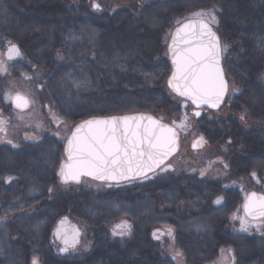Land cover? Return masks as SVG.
Instances as JSON below:
<instances>
[{
	"label": "trees",
	"instance_id": "trees-1",
	"mask_svg": "<svg viewBox=\"0 0 264 264\" xmlns=\"http://www.w3.org/2000/svg\"><path fill=\"white\" fill-rule=\"evenodd\" d=\"M106 2L103 7L152 8V23L144 13L138 20L126 12L117 21L112 16L110 23L91 10L88 0H0V51L11 42L22 54V59L14 60L10 76L22 72L31 77L34 87L41 89L36 91L41 110L45 105L56 115V121H44L47 132L28 136L29 140L19 137L22 143L17 149L0 147V185L12 177L13 196L19 186L35 189L26 193L28 201L23 204L0 205V234L10 251L7 257L0 255V264H32L34 257L39 264H173L169 248L179 251L185 264H209L218 257L219 249H232L234 264H264V228L260 236L255 230L252 237L229 236L237 230L229 215L239 209L241 197L225 189L235 183V175L247 177L250 172L264 184V0H152V5L141 0ZM200 10L215 11L225 49L222 66L228 92L222 112H212L210 121L203 116L194 123L188 113L190 105L166 86L170 65L164 35L176 21ZM116 37L122 47L116 53L108 52L107 43ZM151 40L152 48L144 45ZM99 60L107 63L102 72L94 67L96 79L90 87L84 79ZM37 73L43 76L40 81ZM50 75L57 79L50 80ZM72 80L87 86L80 90L82 100L77 105L66 104L67 98L75 96L65 87ZM5 81L0 76V110L7 114L1 94ZM233 89L238 90L235 96ZM234 111L236 122L231 120ZM134 112L149 113L171 125H179L187 117L212 146L220 139L225 145V138L235 134L234 130L248 134L250 140L242 145L252 156L244 163V159L232 158L229 149L226 154L218 149L216 155L223 156L229 168L227 181L213 175L204 178L205 167L199 170L202 178L186 176L183 170L177 178L159 173L114 185L87 179L83 184L62 185L57 180L64 159L62 141L48 133L50 127L55 130L57 124L65 123L71 128L88 117ZM220 119L229 122L218 126ZM208 151L210 154L187 157L185 171L196 167L194 159L200 163L215 159L213 150ZM240 162L243 164L234 166ZM220 193H224L226 205L219 208L214 202ZM63 219L78 226L83 237L78 252L59 256L53 232ZM121 221L131 225L129 234L113 236V227ZM169 229L176 235L171 241L161 235L153 237L154 232Z\"/></svg>",
	"mask_w": 264,
	"mask_h": 264
},
{
	"label": "snow or ice",
	"instance_id": "snow-or-ice-1",
	"mask_svg": "<svg viewBox=\"0 0 264 264\" xmlns=\"http://www.w3.org/2000/svg\"><path fill=\"white\" fill-rule=\"evenodd\" d=\"M92 7L98 10L100 6L93 3ZM186 19V23L176 21L180 26L173 34L172 43L168 45L173 65L168 86L178 96L190 100L197 109L202 105L218 108L228 91V84L221 67V55L225 49L212 30V25L217 23L215 11L200 10ZM6 56L8 61L22 59L19 48L11 42ZM8 68L9 65L0 60V73H7ZM5 100L11 101L12 107L20 112L31 103L27 96L19 92L15 95L6 93ZM194 115L199 116L200 112L196 111ZM6 125L7 121L0 118V133H6ZM176 127L185 129L187 117ZM3 139L0 136V141ZM7 142L12 143L10 140ZM202 142L203 137L193 143V148ZM12 146L16 147L14 144ZM176 146L175 127L161 124L150 116H113L87 120L78 125L68 139L65 149L67 161L61 163L58 176L65 184L70 181L80 183L81 177L85 176L116 183L148 178V173L161 168L176 151ZM161 170L168 169L165 167ZM252 175L256 178L255 172ZM11 180L12 177H8L5 183ZM220 202L218 198L216 203ZM244 212L248 219L240 218V230L248 231L251 226L260 230L261 224H264V195L251 193L246 198ZM256 221L261 223L257 224ZM130 228L127 221H121L113 227L112 235L124 237L129 234ZM61 232L62 229L58 227L54 233L64 244L60 252L74 249L79 243V232L74 231L71 237L61 235ZM168 235L172 236L171 229ZM153 237L158 238L156 232ZM32 264H39L38 259L34 257Z\"/></svg>",
	"mask_w": 264,
	"mask_h": 264
},
{
	"label": "flooded vegetation",
	"instance_id": "flooded-vegetation-1",
	"mask_svg": "<svg viewBox=\"0 0 264 264\" xmlns=\"http://www.w3.org/2000/svg\"><path fill=\"white\" fill-rule=\"evenodd\" d=\"M141 1H145V2L147 1V2L151 3V5H152V0H141ZM88 3H90L91 10L93 12H95L97 15H99L101 17V19L109 21L110 23H112L111 22L112 16L116 15V17L113 20L117 21L121 18V15L125 12L128 14V16H133L134 19H138V20H141V15L144 13V15L147 16V19L149 20V22L152 23V8L145 9V10H141V9L123 10V9L109 8L110 4H107L106 7H103L102 3H107L106 0H88ZM93 3L98 4L100 6L98 10L93 9V7H92ZM196 12H198V11H196ZM119 14H120V17H117ZM190 14H192V13H190ZM185 20H187V19L185 18L181 22H183ZM176 26H178V24L175 25L174 27H172L171 29L167 30L166 34L164 35L165 56H166L167 60H168L167 45H168V42L170 40L172 31L174 30V28ZM212 29L216 33L217 37L219 38L220 45L222 47L219 31H217V26L215 27L212 25ZM150 34L152 36V28H151ZM138 41L135 42V45L138 44ZM119 44L122 45L123 42H117L116 40L109 41L106 45L107 51L111 52V53L118 52V48L122 47ZM144 45H148V47L152 48V40L147 41ZM6 48H7V46H5L4 49L0 51V60L4 61L6 64H8L9 68H8L7 73H0V76L5 77L6 79H17L19 77V78L24 79V81L30 82L31 77L23 74L22 72H18V76H14V77L10 76L11 73L9 71L12 69L11 67L13 66L14 60H12V61L7 60V58L5 57ZM113 49H115V51H113ZM107 55H108V53L105 55L106 58H107ZM222 56H223V52H222L221 57ZM228 58L234 59V60L236 59V57H234L232 55H229ZM15 60H17V59H15ZM118 62H119V60L116 61L115 64H118ZM168 62H169V60H168ZM169 65H170V63H169ZM107 69H108V66H107ZM115 72H117V71H115ZM36 90L40 91L41 89L37 87ZM237 92H238L237 89H233V91H232L234 96L236 95ZM226 100H227V94L224 98L222 105L220 106V108L218 110L211 111V110L202 109V110H200V115L196 116V115H194L193 108L190 106L188 113H189L190 117H192V119L194 120L193 121L194 123L201 120L203 118V116L206 117L207 121H210V120H212V112L217 114V112H222V109L224 107H226L225 106ZM37 101H39V98ZM6 102H7L6 105H7L9 112L12 111V114L9 115L8 114L9 112L7 114H5L4 112H2V110H0V118L7 121L6 133H0V136L4 137V139L2 141H0V147L1 146L2 147H9V146L13 147L12 145L14 144V145H16V147H13V148L17 149L19 147V145L22 143V141H21V143L18 142V141H20V138H21V140H24V139L29 140L30 137H26V136L23 137L24 132L20 133L17 131V133H15L14 127H13L12 115H13V113L17 116L26 114L31 109V103H30L27 110L20 112L19 110L12 107L10 101H6ZM232 106H234V107L236 106L235 101L232 104ZM232 106H231V108H232ZM38 107L40 109L39 103H38ZM39 112L42 115L43 121H46V119H47L48 122H50L49 121L50 118L55 120L56 115L54 112H52V110L49 107L43 105V111L39 110ZM33 114H34V112H33ZM236 114L237 113L235 111L233 113H231V120L233 119V121H235V122L238 121L235 119L237 117ZM14 118H16V117H14ZM225 120H228V121H222L221 119L217 120L218 126L221 124V122L222 123L223 122L224 123L229 122V119H225ZM242 121H244V120L242 119ZM242 121H241V123L245 124ZM167 124H169V123H167ZM188 124H189V128H188V130H186V132H184V130L179 128V127H175V125L169 124L170 126L175 127V130L177 132V138H178L177 153L174 156H172L161 168H159L157 171H155L151 175H157L160 173V174H166V176L167 175H173V176H176V178H177L182 173V171L184 170L183 174H185L186 176L191 174V175H193V177L202 178L203 176L200 175L199 170L205 167L206 170L204 171L205 172L204 178H207V176L213 175L214 179L227 181L229 168L226 167L227 162L224 160V157L220 156V155H216L218 149L220 150V152L222 154L223 153L226 154L227 149H229V151L232 153V158L244 159V163L247 162L249 160V158H251L252 155L249 153L248 148H246L242 145V142L244 143V142H247L250 140V137L248 136V134H240V132L237 133V131L234 130L235 134L230 135L229 137L225 138V145L221 144L222 140L220 139V140H218L217 144L212 146V145H209L207 139L203 135L199 134V132L197 130V126H192L190 123H188ZM9 127H11L12 130L11 129L9 130L8 129ZM56 127L57 128L55 130L53 128H52V130H48V133L49 134H55V136L57 138H59L60 141H62L61 143H62V151H63V144H64L67 136L70 134L72 127L69 128L68 125L65 123L57 124ZM62 128L63 129L65 128V131H63ZM61 130L63 132H61ZM19 134H20V136H19ZM63 134H64V136H63ZM201 137H203V142L194 149L192 147L193 143L200 140ZM9 140L12 142L11 144L7 142ZM18 143H20V144H18ZM209 149L213 150V152H211V154L216 156V157H214L215 159H213L212 161L204 159V160H202V163H200L199 161L194 159V166H196V167L189 169L190 171H185L186 170L185 168H187V166H186L187 165V157H192V156L199 157L205 153L210 154V152L208 151ZM63 162H64V159L61 161V163H63ZM241 164H243V163L242 162H240L239 164L235 163L234 166L241 165ZM165 167L168 170L162 171L161 169L165 168ZM236 168L237 167H232L231 169H232V171H236ZM240 170H241V168H239V171ZM58 172H59V170L56 172L57 180L62 185H66L65 183L61 182L60 177L58 176ZM6 179L7 178H5L4 180H6ZM85 179H87V178H82L80 180V183L83 184ZM87 180H90V179H87ZM90 181H93V180H90ZM234 181H235V183L230 184L229 187H227V185H226L225 189L229 188V189H232L233 192H235V193L237 192L238 196H240L241 199H240L239 209L236 211H233L229 215V221L237 224V227H236L237 230H235L233 233H230L229 236L242 235V236H246V237H252L254 235L252 233V230H255V234L260 236V235H262L260 230L253 229L252 227L249 228L248 231H241L240 230V218L248 219L247 217H245V214L242 210L243 202H244V199L246 198V196L250 192H256L258 194L264 195V184L260 183V181L258 179L253 178L252 172L248 173L247 177L239 175V174L235 175ZM94 182H96V181H94ZM69 183L80 184V183H74V182H69ZM69 183H67V184H69ZM97 183H107V182H97ZM107 184H109V183H107ZM119 184H122V183H119ZM15 189H17L19 192L15 196H13L12 195L13 194L12 193L13 188H12V186L9 185V183H6L5 185H0V191H1L0 192V205H3L6 208H10L13 206V204L16 206L19 205L20 203L23 204L26 202L25 200L28 201V195L26 193L29 194L30 191H35L34 188H29L27 186H19V187H16ZM23 194L24 195L26 194V196H21ZM218 198L221 201L219 204L216 203V200ZM214 203H215L216 207H219V208L226 205L225 199H224V193L217 194ZM234 216L236 217L235 219H233ZM6 217L7 216L2 217V218H4V220L7 222L8 218H6ZM66 220L67 219H63L62 221H66ZM255 223L260 224L261 222L256 221ZM261 225H262L261 229L264 228V224H261ZM232 227H234V224L232 225ZM73 229L75 231L79 232V237H78L79 243L76 245V247L74 249L73 248L68 249V251L63 252V253L60 252V249H58V245L60 244L61 241L59 239L58 240L56 239V237L54 236V232H53V244L56 245V247H57L56 254H58L59 256H66L70 253H75V252L79 251V247L81 245V240L83 237V232H81L80 229L78 228V226H76L75 224H73ZM161 233L162 232L158 233L157 235L159 236V235H161ZM161 236H165L167 239H169L171 241L176 235L174 232H172V236H169L168 231H167V232L163 233V235H161ZM262 236H264V234ZM169 249H170L169 255H170V258L173 260V264H185L182 260L181 253L179 251H177L175 248H169ZM217 253H218V257L216 259H213L212 262H210L209 264H234V259L232 257V254L234 253V251L232 249H219Z\"/></svg>",
	"mask_w": 264,
	"mask_h": 264
},
{
	"label": "rangeland",
	"instance_id": "rangeland-1",
	"mask_svg": "<svg viewBox=\"0 0 264 264\" xmlns=\"http://www.w3.org/2000/svg\"><path fill=\"white\" fill-rule=\"evenodd\" d=\"M188 17L191 18V14L185 15L184 18H188ZM213 26L216 27L217 23L213 24ZM117 39L118 38L116 37L115 40L117 41ZM91 44L93 45L94 43L91 42ZM8 46L9 45H7V48L5 50L6 51L5 52V57L6 58H7L6 53H7V50H8ZM106 63H107V60L104 61V62H103V60H99L98 62H96L95 64L92 65V67L90 69L91 71H87L86 74L88 76L86 75L87 77H86V79H84V81L87 80V82L89 83L90 87L93 86V85H91L92 81L95 82V79H96L95 73L93 72L94 67L99 66L100 69H101V72H102V69L106 66ZM42 77L43 76H42L41 73L40 74L37 73L36 79L38 81H40L42 79ZM56 79H57L56 76L50 75V80H56ZM5 85H6V88L4 87L3 88L4 92L1 93L2 94V99L4 98L3 101H6L5 100V94L6 93L13 95L14 93H17V92L22 93L25 96L29 97V99L31 101V109L26 114L18 115V116L15 115V114L13 115V127H14L15 133H16V131H18L20 133L24 132V135L26 137L31 136V135L33 137H38L41 134L47 132L46 127L44 126L45 124H44L42 115L39 112V110H41V108L39 109V107H38V102H37L38 96H37V93H36L37 90L34 87L35 85L32 84V81L27 82V81H24V79L18 77L17 79H6ZM65 87L69 88L70 92H73L72 95H75V96H72L70 98H67L66 99V104H70V105L76 104L77 105L78 103H81L80 101L82 99H80L78 97V94L81 92L80 90H83V89L85 90V88H87V86L84 85V83L82 81L80 82L79 80H74V81L72 80V81H69V82L67 81L66 84H65ZM87 107L89 109L91 108L90 105L87 106ZM33 112H34V114H33ZM14 117H16V118L14 119ZM176 126L177 125H175V127ZM188 128H189V124L187 122V127L185 129H183L184 132H186V130H188ZM8 129L12 130L11 127H9ZM49 130H52V128L50 127ZM63 131H65V128L63 129ZM63 131L61 130V132H63ZM261 226H260V229H261ZM58 227L62 229L61 235H67L68 237H71L73 235V232L75 231L73 229L72 222L67 221V220L64 221L63 224H61V222H59L57 224L55 230H54V233H56ZM251 227L253 229H257L255 226H251ZM251 227H249V228H251ZM240 228H241V225H240ZM54 236L56 237V235H54ZM56 239L58 240L57 237H56ZM59 240L61 241V239H59ZM61 247H64V244L62 243V241L58 245V249H61ZM69 249H71V248H69ZM8 252H10V251L7 248L5 236L0 234V255L4 256V257H7V256H9Z\"/></svg>",
	"mask_w": 264,
	"mask_h": 264
},
{
	"label": "water",
	"instance_id": "water-1",
	"mask_svg": "<svg viewBox=\"0 0 264 264\" xmlns=\"http://www.w3.org/2000/svg\"><path fill=\"white\" fill-rule=\"evenodd\" d=\"M186 22H188V20H185V21H183L182 23H186ZM179 26H180V25L176 26V27L174 28V30L172 31V34H171L170 40H169V42H168V45L172 43L173 34L176 32V29H177ZM212 30H213V29H212ZM168 45H167V55H168V60H169V63H170V68H171V69H170V73H169L168 77L166 78V86H167L168 90H169L174 96H176V97L180 98L181 100L187 102V103L193 108V112H194V113H195L196 111H199V112H200V110H202V109H205V110H211V111L218 110V109L220 108V106L222 105L224 99H223V101L221 102V104H220V106H219L218 108H209L207 105H202L199 109H197V108L195 107V105H193V104L191 103L190 100H186L184 97L178 96V95H177V94H176V93H175V92H174V91L168 86L169 78L171 77L172 72H173V65H172L171 56H170V54H169ZM221 67H222V69H223V66H222V57H221ZM223 72H224V70H223ZM224 77H225V73H224ZM225 80H226V77H225ZM226 82H227V80H226ZM15 94H16V93H14L13 95H15ZM21 94H22V93H21ZM226 94H227V92H226ZM226 94H225V96H226ZM22 95H24V94H22ZM225 96H224V98H225ZM10 102H11V101H10ZM11 105H12V104H11ZM27 109H28V108H27ZM27 109H25V110H27ZM17 110H18V109H17ZM25 110H24V111H25ZM137 115L150 116V117H152L154 120L159 121L161 124H165V125H168L169 127H173V126H170L169 124H167L166 122H163V121L160 120L159 118H157V117H155V116H153V115H151V114H149V113H145V112H134V113H127V114H120V115L92 116V117H88V118L83 119V120L79 121L78 123H76V124L72 127L70 134L67 136V138H66V140H65V142H64V144H63V157H64V162L67 161V155H66L65 149H66L67 144H68V139L72 136L73 131L76 129V127H77L78 125L84 123V122L87 121V120H92V119H96V118H107V117H113V116H115V117H122V116H137ZM192 147H193V146H192ZM177 150H178V138H177L176 151L173 152V153L167 158V160L165 161V163H166V162H167L172 156H174V155L177 153ZM165 163H164V164H165ZM164 164H163V165H164ZM163 165H161V167H162ZM158 169H159V168H157L155 171H157ZM152 173H154V172H150V173H148V176L151 175ZM82 178H87V179H90V180H93V181H96V182H107V183H109V184H119V183L128 182V181H120L119 183H116V182H109V181H100V180H94V179H92L91 177H86V176H85V177H81V179H82ZM139 179H143V178H137V179H134V180H139ZM70 182H73V181H70ZM74 183H75V182H74ZM251 193H253V192H250V193L246 196V198H247ZM255 193H256V192H255ZM256 194H257L258 196L262 195V194H258V193H256ZM246 198L244 199L243 206H242V210H243V212H244V204H245ZM244 214H245V212H244Z\"/></svg>",
	"mask_w": 264,
	"mask_h": 264
}]
</instances>
